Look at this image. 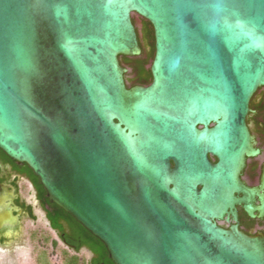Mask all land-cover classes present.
I'll list each match as a JSON object with an SVG mask.
<instances>
[{"label": "water", "instance_id": "1", "mask_svg": "<svg viewBox=\"0 0 264 264\" xmlns=\"http://www.w3.org/2000/svg\"><path fill=\"white\" fill-rule=\"evenodd\" d=\"M134 14L154 29L148 86L120 63L142 54ZM261 87L264 0H0V149L114 264H264V234L214 223L237 194L264 213V166L241 180ZM17 199L0 185V228Z\"/></svg>", "mask_w": 264, "mask_h": 264}, {"label": "trees", "instance_id": "2", "mask_svg": "<svg viewBox=\"0 0 264 264\" xmlns=\"http://www.w3.org/2000/svg\"><path fill=\"white\" fill-rule=\"evenodd\" d=\"M136 24L135 19H133ZM141 27L137 28L138 37L143 38L150 50L147 53H142L138 57H124V60L132 70V74L136 75L138 84L148 85L152 81L150 65L154 58V29L147 20L141 18ZM212 160L215 159L212 157ZM0 163L5 169L0 171V184H12L19 191V179L24 177L30 181L34 187L37 199L43 207L46 218L53 231L56 232L60 241L75 254L64 252L65 264H114L110 258L106 246L81 224H79L70 214L66 213L62 208L50 202L47 192L42 186L40 179L34 174L33 170L27 164H19L12 160L0 149ZM18 204L25 209L31 219L35 220L33 208L26 204L23 200H19ZM56 244V242L54 243ZM82 250H87L92 254L90 261L86 262L81 259L78 253Z\"/></svg>", "mask_w": 264, "mask_h": 264}, {"label": "flooded vegetation", "instance_id": "3", "mask_svg": "<svg viewBox=\"0 0 264 264\" xmlns=\"http://www.w3.org/2000/svg\"><path fill=\"white\" fill-rule=\"evenodd\" d=\"M135 25L136 29H140L141 24L140 27L137 26V23ZM139 43L142 53H147L148 50H150L151 46L149 47L143 38H139ZM120 63L128 69V72L125 75V80L128 87L148 86L151 84L152 81L148 85L138 84L137 80L135 79L136 75L132 74V70L124 60V57H120ZM247 125L253 138L254 148L259 150V154L255 157L247 158L245 168L241 174V180L246 187L257 188L261 185V177L264 166V87H261L251 100L250 113L247 116ZM2 170L3 172H6L5 169ZM3 184L8 183H2L0 185ZM16 193L18 194V199L15 201V203L21 208V211L17 213V225H5L0 228V251L5 252L12 249L15 252L13 255L16 254L13 259L5 260L7 264H19V259L16 258L18 252L13 249L14 239L16 233L21 229V223L24 216L28 215L30 217L28 212H26L25 209L18 204L21 198L17 190ZM236 197L240 200V202L237 203L233 209L230 208L223 216L216 218L214 223L225 230L237 228L239 231L248 236H255L260 233L264 234V213L261 214L260 211L257 210V208L262 205V201L259 196L256 195L253 201H250V196L244 194H237ZM250 206L253 207L254 210H250ZM41 259L42 258L38 260L37 264H49L48 259L45 261Z\"/></svg>", "mask_w": 264, "mask_h": 264}, {"label": "rangeland", "instance_id": "4", "mask_svg": "<svg viewBox=\"0 0 264 264\" xmlns=\"http://www.w3.org/2000/svg\"><path fill=\"white\" fill-rule=\"evenodd\" d=\"M137 26L140 27V20L137 14L133 15ZM19 196L26 204L31 205L35 220L28 215L24 216L21 229L16 233L14 239V247L18 254L19 264H37L38 260L45 261L48 259L49 264H65L64 252L68 254H75L69 250L59 239L56 232L50 227L46 218L45 211L37 199L36 191L29 180L20 178L18 182ZM56 242V244H54ZM15 252L11 249L9 251H0V264H7L5 260L13 259ZM42 255V256H41ZM81 259L86 262L90 261L92 254L86 250L78 253Z\"/></svg>", "mask_w": 264, "mask_h": 264}]
</instances>
